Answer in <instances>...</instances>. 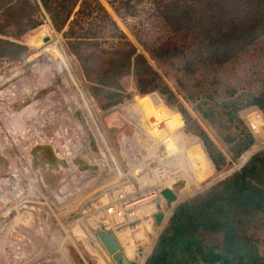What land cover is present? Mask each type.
I'll list each match as a JSON object with an SVG mask.
<instances>
[{
	"label": "trees",
	"instance_id": "obj_1",
	"mask_svg": "<svg viewBox=\"0 0 264 264\" xmlns=\"http://www.w3.org/2000/svg\"><path fill=\"white\" fill-rule=\"evenodd\" d=\"M108 2L122 19L144 11L162 23L164 35L150 43L142 41L144 49L162 62L184 65L196 80L191 88L184 85L187 100L225 136L230 153H244L243 159L260 145L254 144L255 133L240 113L253 105L264 111V82L239 91L227 72L250 65L251 53L264 49V0H149L145 6L144 0ZM44 14L91 72L90 89L103 110H114L127 100L122 79L132 73L140 103L129 113L137 112L155 135L168 133H156L155 128L171 118L169 106L176 100L101 0H0V35L21 39L43 23ZM11 26L17 31L11 32ZM44 32L49 36L43 27L33 37L35 47L49 40ZM100 39L112 48L99 49ZM27 50L23 43L0 37V64L22 59ZM154 90L164 97L150 93ZM230 125L239 133L225 134ZM201 139L208 157L202 146H187L181 135L195 176L204 185L218 175L216 167L223 168L226 159L208 138ZM145 264H264V148L204 193L179 203Z\"/></svg>",
	"mask_w": 264,
	"mask_h": 264
},
{
	"label": "rangeland",
	"instance_id": "obj_2",
	"mask_svg": "<svg viewBox=\"0 0 264 264\" xmlns=\"http://www.w3.org/2000/svg\"><path fill=\"white\" fill-rule=\"evenodd\" d=\"M101 1L112 13L113 17L120 25L121 29L126 35V39L134 44L139 53L144 54L149 65L153 68L155 73L159 75L160 78H158L162 86L176 100V102L172 104V106H168L170 107V109H172V107H176L177 110L172 109L173 112L171 114V118L163 119L158 122V125L155 128L156 133L167 130V134H178L180 140L182 135L187 146L195 145V147L197 148H201L202 146L203 149L204 147L202 145L203 142L201 136L206 139L208 138L211 141L209 143L212 144V146H214L220 153H222L226 159L225 166L223 168L219 169L216 167V169L218 170V172L216 173L218 174L238 164L242 160L241 158L244 153L240 154L238 153V151L230 153L229 149L231 145L225 139V136H223L216 129L213 123L203 120L201 116L194 110L193 104L190 103L189 100H187L185 95L186 91H184L186 90L185 86L191 88V86L196 83V80L189 77V74L184 65L180 61L162 62L144 49L142 41L150 43L151 41L159 39L164 35L162 23H160L158 20L149 19L147 13L144 11H142L139 16L127 17L125 19H122L114 12L108 0ZM148 1L149 0H144V6L148 3ZM42 19L43 23L39 27L30 31L21 39H16L13 36L0 35V37L8 38L15 42L23 43L28 46V50L23 53L22 59L12 62L3 60V63L0 64V79L11 73L12 70L18 67H23L26 71L28 66H30L32 62L38 59L35 56L36 51L40 50L50 42L56 41L61 51L67 58L74 75L76 74V82L82 89L85 90L87 94L89 92V94L93 95L90 89L92 78L90 74L91 72L87 71L83 67L82 62L69 51V49L65 45V39L62 33H59L54 29L49 16L44 14L42 16ZM43 27H47L48 29L49 40L44 46L35 47L32 39L36 34L40 32ZM10 31L16 32L17 28L11 26ZM103 41L104 39H100L101 48L99 49L109 51L108 49L112 48L111 43H109V41ZM96 53L101 54L99 50ZM248 59L250 65H247L246 67L244 66L243 68L233 67L227 72L228 80L232 82V84H235L237 88H240L239 91H241V89L255 88V86L257 87L259 85H262L264 82V49H261L259 52L253 51ZM26 60L30 61L25 65ZM64 70L66 69L64 68ZM253 72L257 73L253 74ZM16 79L17 77L12 79L11 81L3 82L4 86L1 85L0 90L3 91V89H7ZM55 84V82H51L48 86L42 87L36 94H32V92L25 93L26 97L23 101L13 99L9 103V105L7 103L4 104L7 108L19 110L22 109L25 105L30 104L31 102H38L40 103L38 116L42 115L46 110H50V112H52L51 117H49V115H43V120L47 122H43V126H39L40 119L38 118V116L36 117L35 122L31 118L27 119L24 123V126H26L27 129V131H25V134L20 130L17 132H11L10 129H7L8 124L6 123V121L8 123L10 121V118L8 116H10L11 118L14 117L9 114H7L8 116L6 115L5 117V114H3L2 112V105L0 103V124L3 128L2 130L0 129V264H61L62 260H60L59 258L61 251L60 241H58V238L56 239V237L55 239L51 238L48 219H52L53 225L55 226L57 231L60 234L64 235V237H67V240H65V248L67 249V254L71 261V264H102L100 262V259L92 255L85 248L84 242L80 240L72 241L71 238L67 236V234L66 236L64 234V229L68 230L69 225L72 224L77 218L82 216L81 210L70 209V206L60 208L61 205L57 202V200H54L52 197H49L47 195L37 193L35 189H33L28 184V181H31L28 175L30 174L29 172H31V169H33V171L42 174L44 182L48 188H54L56 186L58 182V176L55 174V169L58 159L55 155L52 145H50L49 143H44L36 144L32 147L30 156L31 167L27 166L30 165V163H24V159L22 158L23 156H20L19 154L24 149L23 147H26L28 143L27 141H29L28 139L38 133V127L42 129L44 126H48V134L50 136V133L52 132L51 125L53 126L55 124V129L56 131H58L59 129H61V125L64 122H67H63L66 117H63V110L61 109L67 108L70 105L68 94L64 90V88H60L59 90V87L57 86V84ZM122 85L124 89L123 93L128 97H125V99L127 98V100H125V102L120 104L114 110H103L97 102V99L93 95L98 108H101L103 110L101 114L98 113L97 115L99 125L101 128L104 126L108 133L115 140L121 133L128 134L132 129L124 119L125 112L121 111L122 108L127 106L124 108V110L129 113V111L132 110L133 107L137 106L140 103V99H137L138 97L135 98V96L137 95L134 91L136 89V83L134 75L132 73L122 79ZM154 92L158 93L161 97H164L158 90H154L150 93ZM47 95L51 96L47 97ZM62 95L67 97L65 98ZM41 98L43 99V101L41 100ZM162 100L164 99L162 98ZM77 107H79V105H77ZM251 110H255L256 112H258V115H260L263 122V129L253 124L259 131V133L254 135V144L260 143L259 146H264V111L256 105H253V109ZM251 110L240 113V116L242 115L244 118H246L245 116H247L248 113L252 112ZM74 115L80 118V120L85 124L84 115L80 109H77ZM2 116H4L5 118H2ZM6 118L8 120L5 121ZM68 118L71 119L69 113H67V119ZM254 119H257L259 123V119L253 117V114H251V121H253ZM246 122L251 129L249 121L246 120ZM224 133L236 134L239 133V129L230 125L226 128V130H224ZM150 134L157 143L160 142V139L162 137L167 135H155L152 131H150ZM14 139H16L15 142ZM231 144L233 145V142H231ZM6 147L11 154L4 155ZM204 151L208 157L205 149ZM233 155H235L237 159H234ZM25 164L26 167L24 166ZM23 169L26 170L25 175L23 174ZM18 176L19 178L22 177V180L14 182L15 177ZM24 177H28V181ZM19 183H21L23 186H21ZM183 184L184 182H180L178 184V187L182 188ZM209 187L210 186L203 188L202 186V189L193 187L190 190H187L186 193H184L185 196L183 197H186L189 193V195L191 196L187 199H192L194 196L200 193H204L209 189ZM198 190L201 191L193 194ZM19 191H22L23 195L26 196L24 199L18 198ZM5 195H7L8 197L5 198ZM21 199L25 202L20 206L19 200ZM21 213L25 217L29 216L30 219L21 221ZM55 214L59 215L57 216ZM156 224L158 225V223ZM165 226L166 225L161 228L160 232L164 229ZM72 236L74 238H78L76 234H73ZM3 241H6V244L3 243ZM156 241L154 242L152 249L154 248ZM137 246L139 252H141L140 256L143 255L144 253L142 252H145L143 244H141L140 241H137ZM152 249H150V253L152 252ZM150 253L146 255V258L150 255ZM109 257L111 259L110 262L112 261V264H116L110 255ZM84 258L86 261L84 260ZM129 260H134L137 262L140 261L139 257Z\"/></svg>",
	"mask_w": 264,
	"mask_h": 264
},
{
	"label": "built area",
	"instance_id": "obj_3",
	"mask_svg": "<svg viewBox=\"0 0 264 264\" xmlns=\"http://www.w3.org/2000/svg\"><path fill=\"white\" fill-rule=\"evenodd\" d=\"M89 96L94 106L76 107L71 119L68 118L58 131L55 124L51 125L49 144L58 159L56 186L48 188L42 174H38L45 192L57 200L60 208L80 209L82 216L75 221L86 223L94 234L100 229L112 231L123 250L117 232L136 229L143 219L158 223L155 219L157 212H162L165 218L166 211L176 200L169 201L163 190L171 189L178 198L186 181L179 177L172 185H167L169 177L181 171L180 159L173 152L170 154L164 142L157 143L144 127L128 119L124 110L127 106L121 111L125 112L124 119L132 129L128 134L121 133L115 140L104 126L100 127L97 115L102 110L93 95ZM77 109L82 111L85 124L74 115ZM251 111L244 119L257 134L259 131L251 121V114L259 119L262 129L263 122L258 112ZM72 117H76L86 130L78 142L74 141L75 134L70 127ZM63 130L70 131L67 137L61 136ZM32 172L35 171L32 169ZM180 182H184L182 188L178 187ZM64 234L66 236V229Z\"/></svg>",
	"mask_w": 264,
	"mask_h": 264
},
{
	"label": "bare ground",
	"instance_id": "obj_4",
	"mask_svg": "<svg viewBox=\"0 0 264 264\" xmlns=\"http://www.w3.org/2000/svg\"><path fill=\"white\" fill-rule=\"evenodd\" d=\"M35 56L38 59H36L34 62H32V64L30 66H28L26 71L24 70L23 67H18L16 69L12 70L11 73H9L8 75H6L0 79V86H1V85H3V82L11 81L15 77H17V79L14 82H12L11 86H9L7 89H3V91L0 90V101H1L0 103L2 105L3 114H5V117L7 114L14 117V118H11L10 116L7 115L10 118L9 123L6 121V120H8L7 119L8 117L5 119L6 123L8 124V127L6 125L5 126L7 127V129H10L11 132H13V131L17 132L20 130L21 132H23L25 134V131H27V129H26V126H24V123L27 119H30V118L33 119L35 122L36 117L39 115L40 103L31 102L30 104L25 105L22 109H19V110H16L13 108H7L4 104L7 103L9 105V103L13 99L23 101L26 97L25 93L32 92V94H36L42 87L48 86L51 82H53V83L55 82L57 84V86L59 87V90H60V88L61 89L64 88V90L68 94V100L70 101V105L67 108L61 109V110H63V117L64 118L66 117L65 119L63 118L64 119L63 122L68 120L67 119V113H69L70 116L73 115V112H74L75 108L77 107V105H79V107H83V108H87V107L90 108V107L94 106V102L92 101L90 96L76 82V79H75L76 74L74 75L73 70H72L67 58L65 57V55L61 51V49L58 46L56 41H52L49 44H47L46 46H44L43 48H41L40 50L36 51ZM29 61L30 60H26L25 65ZM64 68L66 70H64ZM56 89H58V88H56ZM58 91H56V92H58ZM48 96H51V95H47V97ZM63 97H65V96H63ZM41 100L43 101L42 98H41ZM43 115H49V117H51L52 112H50V110L49 111L46 110V111H44V113L42 115L38 116V118L40 119V120L38 119L39 123H40L39 126H43V124H44L43 122H45L43 120L44 119ZM93 115L95 117V113H93ZM126 115H127L128 119L132 120V122L138 123L137 126L141 125L142 127H144L146 129V131L150 134V131L145 126V124L141 121L140 116L137 112L136 113L135 112L134 113L126 112ZM3 117L4 116H2V118ZM71 122L72 123H71L70 127L74 131L73 134H75L74 135V141L78 142V139H80L84 135L86 130L83 127L82 123L76 117H72ZM252 122L254 125L260 127L257 119H254ZM45 123H47V122H45ZM0 129L1 130L3 129L1 124H0ZM37 130H38V133L35 134L34 136H32L30 139H28L29 141H27L28 143H27L26 147H23L24 149L22 150V152L19 153L20 156H23L22 158L24 159V163L25 162L30 163V161H31V158H30L31 149L34 145L49 143L51 141V139H49V136H48V130H49L48 126H44L42 129L40 127H38ZM69 133H70V131L65 132V130H63V133L61 136L67 137ZM8 135H10V134H8ZM15 140L16 139H14V142H15ZM160 142H164L166 145V148H168L170 154H171V152H173L174 153L173 155L177 156L180 159V163H181V166H180L181 171L177 175L169 177L167 185H169V186L172 185L176 181V179H178L179 177L183 178L186 181V184H185V187L179 193V196L176 199V201L174 202V204L171 206V208L168 211H166V216H165V218H163L161 223H158V225H157L156 223H153L150 219H143L139 223V225L136 229H127L124 232H117V236L121 240V243L123 246V252H124L125 256L129 259H134L136 257H139L140 261H138V264H144V262L146 261L145 260V259H147L146 255L150 253V251H151L150 249H152L154 242L156 241V238H158L160 235L159 233L162 232V231L160 232L161 228L167 224L170 216L172 215V213L174 211L175 206L178 205L182 200H185L191 196L188 193V195L186 197H183V196H185L184 193H186L187 190H190L193 187H196L198 189H202V186H203V188H205V187L209 186L211 184V182L214 180L213 179L204 185H202L197 180L195 173H194V169H193V167H192V165H191V163L187 157V154L185 152V149L183 147V144H182L178 134H176V133L167 134L160 139ZM5 143H6V141H5ZM261 147H263V146H258L257 148H254L251 151L257 150ZM5 149H6V151H5L4 155L5 154H11L7 147ZM177 150H179V152H176ZM250 152L248 153V155L250 154ZM246 157H243V159L240 162L245 160ZM17 160H18V158H17ZM24 166L26 167V164ZM27 166L31 167L30 165H27ZM212 167H213V165H212ZM23 170H24L23 174L25 175L26 170L25 169H23ZM29 173L30 174L28 175V177L31 179V181L30 180L28 181V179H29L28 177H24L26 179L28 178L27 179L28 184L33 189H35V191L37 193H40L42 195H47L43 185L41 184L40 175L37 172H32V169H31V172H29ZM215 174H217V173L215 172ZM21 178H19V176L15 177L14 182L21 181L22 180ZM19 184L21 186H23L21 183H19ZM199 191H201V190L195 191L193 194H195ZM18 194H19L18 198L24 199L26 197L23 195L22 191H19ZM7 197L8 196L5 195V198H7ZM22 199L19 200L20 206L25 202V201H22ZM55 215L58 216L59 214H55ZM20 219H21V221H24V220H29L30 217L29 216L25 217L21 213ZM48 225H49L51 238L55 239V237H56V239L58 238V241H60L61 251H60L59 258H60V260H62L61 264H71V261L68 257V254H67V249L65 248V243H66L65 240H67V237L62 236L57 231V229L53 225L52 219H50V220L48 219ZM66 232H67V236L70 237L72 241H78V240L83 241L85 244V248L87 250H89V252L92 255H94L98 259H100V262L102 264H112V261L110 262L111 259L108 255V252L106 251V249L104 248L102 243L97 239V237L94 234L91 227H89L86 223H82L81 220L75 221L74 223H72L69 226V229L66 230ZM73 234H76L78 236V238H74L72 236ZM137 241L138 242L140 241L141 244H143V246L145 248V252H142L144 254L141 256H140L141 252H139V249L137 246ZM3 243L6 244V241L5 242L3 241Z\"/></svg>",
	"mask_w": 264,
	"mask_h": 264
},
{
	"label": "water",
	"instance_id": "obj_5",
	"mask_svg": "<svg viewBox=\"0 0 264 264\" xmlns=\"http://www.w3.org/2000/svg\"><path fill=\"white\" fill-rule=\"evenodd\" d=\"M67 28V27H66ZM65 28V29H66ZM42 35L45 36V38L49 39V36L47 35V33H42ZM172 109H177L176 107H172ZM264 148L261 147L257 150L251 151L250 154L246 157L245 160H243L242 162H239L238 164L234 165L233 167H230L227 170H224L222 172H220L215 178L214 180L211 182V185H213L214 183L219 182L220 180L224 179L225 177L229 176L230 174H232L234 171L240 169L245 162L253 155L255 154L257 151H259L260 149ZM163 195L169 200V201H174L177 199L176 194L169 188H165L163 190ZM176 207V206H175ZM163 213L162 212H157L155 214V219L158 223H161L163 220ZM96 237L101 241L102 245L104 246V248L106 249V251L108 252V254L112 257V259L114 260V262L116 264H138L137 261L134 260H129L121 247V244L118 240V238L116 237V235L109 230H105V229H100L98 231H96L95 233ZM145 264V262H144Z\"/></svg>",
	"mask_w": 264,
	"mask_h": 264
}]
</instances>
